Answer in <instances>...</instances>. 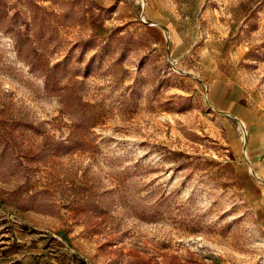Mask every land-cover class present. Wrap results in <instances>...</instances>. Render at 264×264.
Listing matches in <instances>:
<instances>
[{
  "label": "rangeland",
  "instance_id": "rangeland-1",
  "mask_svg": "<svg viewBox=\"0 0 264 264\" xmlns=\"http://www.w3.org/2000/svg\"><path fill=\"white\" fill-rule=\"evenodd\" d=\"M0 264H264V0H0Z\"/></svg>",
  "mask_w": 264,
  "mask_h": 264
}]
</instances>
